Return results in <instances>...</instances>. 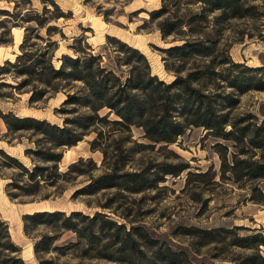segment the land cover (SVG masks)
I'll use <instances>...</instances> for the list:
<instances>
[{"label": "trees", "instance_id": "1", "mask_svg": "<svg viewBox=\"0 0 264 264\" xmlns=\"http://www.w3.org/2000/svg\"><path fill=\"white\" fill-rule=\"evenodd\" d=\"M167 1L161 0L160 8L150 12V18L170 15L160 21L157 28L162 39L172 36V41H180L163 49L167 58L177 62L175 67H168L165 63V69L174 74V79L169 83L151 73L146 57L138 49L109 36L107 42L115 53L114 63L104 62L100 53L93 54L77 47L74 48V57L62 55L59 67L55 68L49 49L27 51L24 38L19 45L20 54L15 56L13 62L5 61L0 66V76L13 73L23 78L20 87H31L29 104L42 102L49 95L64 91L69 93L62 105L74 106L70 113H76L77 108L85 110L73 118H65L62 127L46 120L18 117L12 112L0 111V118L6 127V139L10 135L30 131L43 136L42 139L47 143L45 147L24 150V155L30 157L32 162L43 164L33 163L31 169L0 150L5 163L18 168L20 175L29 182L25 187H19L15 179H11L7 188L20 190L22 196H34L42 187L54 186L60 176L57 164L61 161L62 149L70 148L83 136L95 133L89 146L91 151H101V166L104 170L75 193L90 195L101 189H115L119 194L120 191L138 194L151 189L158 181L154 178L156 173L151 171V167L125 170L128 159L122 154L125 149L121 144L118 143L111 152L112 157H115L113 162H106L108 153L101 146L106 137L100 129L104 125L111 127L110 131L125 133L126 142L131 137V128L141 130L142 137L148 143L133 142L139 148L135 152L158 144L168 146L183 136L187 129L202 128L205 130L204 137L217 140L213 149L220 161L221 181L240 184L264 180V118L259 122L249 114L232 116L239 102L238 95L250 90H264V66L247 67L234 63L224 47H219V41L188 34L195 32L192 24L205 23L209 14L217 12L213 19L219 22L245 16L249 9L244 6L249 0H184V4H199V11L192 13L186 21L177 14L181 0L172 3L175 8L173 11H170ZM42 3V14L27 13L20 21L34 22L37 28L47 27L46 33L51 34L54 27L47 26L48 22L65 16L53 0H42ZM46 4L52 6L54 15L47 16L51 12ZM183 24L188 27V33H180ZM16 26L19 25L13 27ZM11 43L10 30L3 31L0 45ZM163 60L166 62V58ZM188 61L192 62V67L184 69ZM122 66L126 69L122 70ZM237 69L240 71H235ZM73 82H79L80 85L70 92ZM103 109L107 111L101 116L99 112ZM110 115L114 118L110 119ZM126 151L132 152L133 149L128 148ZM85 162L93 164L89 158H79L68 165L64 174H86L84 169L78 167ZM166 173L175 174L173 171ZM251 190L253 194L249 201L264 205L262 191L257 187ZM7 196L14 199L18 195L8 190ZM49 196L41 198L45 200ZM103 208L111 207L106 205ZM22 222L23 234L34 238L33 253L38 264H52L51 260L43 259L41 255L52 251L60 253L64 249L77 251L81 259H98L116 264H192L184 252L172 250L141 227L130 225L128 229L124 223H117L102 212L88 215L81 211H35L22 215ZM39 226L44 227L46 233L33 236V231ZM9 230L7 222L0 219V264H25L20 257V247L11 240ZM246 230L251 231V234L236 235L232 243L235 247L252 252L242 257V264H264V258L259 254V247H264V231L261 228ZM67 231L74 234V239L53 246ZM193 232L200 233L212 242L215 240L214 234L229 233V230L197 229Z\"/></svg>", "mask_w": 264, "mask_h": 264}, {"label": "rangeland", "instance_id": "2", "mask_svg": "<svg viewBox=\"0 0 264 264\" xmlns=\"http://www.w3.org/2000/svg\"><path fill=\"white\" fill-rule=\"evenodd\" d=\"M26 1L0 0V35L5 30L21 28L22 42L24 38L27 41L24 48L27 51L49 49L53 54L51 62L55 68L59 67L62 55L74 57L76 55L74 48L77 47L93 54L100 53L104 62L114 63L115 53L111 51L107 42L109 36L138 49L146 57L151 73L158 79L166 83L174 79V74L165 69V63L168 67H175L177 62L167 58L163 49L179 44L180 41H172V36L162 39L157 28V24L170 15L165 14L157 19L150 18V12L160 8L161 0H53L65 17L48 22L47 26L54 27L51 34L46 33L47 27L37 28L34 22L20 21L27 13L42 14L44 5L42 0ZM173 2L176 3L177 0L167 1L170 11L175 9L172 6ZM184 3V0L180 1L177 14L186 21L192 13L199 11V4ZM46 5L51 12L47 13V16L54 15L52 6ZM244 7L249 9V12L243 17L219 22L213 19L217 15L216 12L207 15L205 23L192 24L195 29L192 34L188 33L185 24L179 31L194 35L193 37L201 36L219 41V47H224L234 63L247 67L264 66V0H249ZM14 25L19 26L13 27ZM18 54L19 47L16 55ZM191 67L192 62L188 61L184 69ZM121 69L126 68L122 66ZM22 79L13 73L0 76L2 113L12 112L18 117L28 115L27 117L46 120L50 124L62 127L65 118H73L85 112L84 109L77 108L76 113H70L74 106L62 105L66 94L69 93L64 91L51 94L42 102L29 104L31 87H20ZM79 85V82H73L70 92L75 91ZM237 97L239 102L232 111L233 117L249 114L259 122L263 120L264 90H250ZM106 111L101 110L99 115H104ZM109 118L112 119L114 116L110 115ZM100 129L106 137L101 144L108 153L106 162H113L115 157H112L111 152L119 143L125 149L122 154L128 159L125 170L136 171L143 167H151V171L156 173L154 178L158 181L151 189L138 194H129L125 191H120L119 194L115 189H101L90 195L75 193L104 170L101 166L103 158L101 151H91L89 146L95 133L83 136L78 141L79 144L77 142L70 147L78 145L74 148L76 155L67 163L60 161L57 164L60 176L54 186H44L34 196H22L20 190L6 187L11 179H15L19 187H25L29 182L25 176L20 175L18 168L8 166L0 155V216L8 219V227L14 231L19 227L22 236L17 242L21 250L20 257H23L25 264H38V261L33 253L34 238H28L22 232L24 214H20L23 209L21 204L44 201L54 208L52 210L66 213L81 211L88 215L102 212L117 223H124L128 229L130 225L141 227L152 238L172 250L184 252L192 264H242V257L252 254L251 251L235 247L232 243L236 235L251 234V231L246 229L261 228L264 231V205L249 201L253 187L262 191L264 200V180L244 181L240 184L229 180L221 181L220 161L213 149L217 140L204 137V129L189 128L175 143L168 146L158 144L142 152H135L139 148L133 143H148L142 137L141 130L131 128V137L126 142L125 133L110 131L112 128L105 125ZM4 133L6 131L0 129V141L7 143L8 146L6 152L4 151L6 154L16 158L28 169L32 168L33 163L43 165L36 161L32 162L30 157L24 155L26 148L45 147L47 143L42 139L43 136L28 131L10 135L6 139ZM9 146H15V149ZM128 148L133 151H126ZM65 150L64 147L62 152ZM79 158H89L93 162V164L85 162L78 166L87 173L64 174L68 165ZM168 171L175 174H167ZM8 190L18 196L10 199L7 196ZM44 195L50 196L44 200L41 198ZM106 205L111 208H103ZM234 227L241 229H233ZM197 229L204 231L226 229L229 233H216L213 235L215 240L210 242L200 233L193 232ZM189 230L191 231L188 232ZM42 233H46V229L39 226L32 235L38 236ZM73 239V233L64 232L53 246ZM28 251L32 253L31 259H24L23 255ZM259 254L264 258V247H259ZM41 257L51 260L52 264H116L105 260L81 259L78 258L79 253L71 249H64L60 253L52 251Z\"/></svg>", "mask_w": 264, "mask_h": 264}, {"label": "crops", "instance_id": "3", "mask_svg": "<svg viewBox=\"0 0 264 264\" xmlns=\"http://www.w3.org/2000/svg\"><path fill=\"white\" fill-rule=\"evenodd\" d=\"M11 39H12V43L10 45H0V65H2L5 61H12L13 58H15V56H17V49L19 47V45L22 42L23 39V32L21 28H12L11 30ZM7 111H11V110H7ZM5 134V133H4ZM4 139V138H3ZM15 149V146H9V148ZM6 148H8L7 143L0 141V150H3L6 152ZM35 203H30V204H21V206L23 207L22 211L20 212V214H31L28 212H33V206ZM29 209H31L29 211ZM35 212V211H34ZM0 219L7 222L8 223V219L6 217H4L3 215L0 216ZM10 228V227H9ZM19 229V228H18ZM18 229L15 231L17 232L16 238H13V236L11 235V240L14 242V244H16L17 246L19 245L17 241L20 240L22 234L20 231L21 235H18Z\"/></svg>", "mask_w": 264, "mask_h": 264}, {"label": "bare ground", "instance_id": "4", "mask_svg": "<svg viewBox=\"0 0 264 264\" xmlns=\"http://www.w3.org/2000/svg\"><path fill=\"white\" fill-rule=\"evenodd\" d=\"M41 113V112H40ZM28 116V115H27ZM0 129H1V131H6V127H5V125H4V123H3V121H2V119L0 118ZM80 142H78L77 144H79ZM75 147H78V145L77 146H75ZM74 147V148H75ZM11 148V147H10ZM74 148H68V149H66L65 151H64V153H63V156H62V158H61V161H64V162H69L70 161V159L72 158V156H74V155H76V151L74 150ZM6 150V149H5ZM33 212L34 211H42V210H48V211H52V209H54V208H52V206L51 205H49L48 204V202L47 201H44V202H40V203H35L34 204V206H33ZM31 209H29V211H30ZM33 212H28V213H33ZM19 228V227H18ZM10 230H9V233H10V236L12 235L13 236V238H16V233L17 232H15L14 231V229H11V228H9ZM18 235H21L20 234V231H19V229H18ZM31 251H28L27 253H25L23 256H24V259H31ZM23 258V257H22Z\"/></svg>", "mask_w": 264, "mask_h": 264}, {"label": "water", "instance_id": "5", "mask_svg": "<svg viewBox=\"0 0 264 264\" xmlns=\"http://www.w3.org/2000/svg\"><path fill=\"white\" fill-rule=\"evenodd\" d=\"M68 149V148H67ZM62 155H63V153H62Z\"/></svg>", "mask_w": 264, "mask_h": 264}]
</instances>
